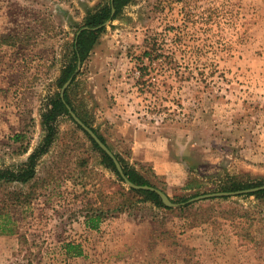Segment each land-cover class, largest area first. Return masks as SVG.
<instances>
[{
  "label": "rangeland",
  "instance_id": "obj_1",
  "mask_svg": "<svg viewBox=\"0 0 264 264\" xmlns=\"http://www.w3.org/2000/svg\"><path fill=\"white\" fill-rule=\"evenodd\" d=\"M101 1L0 0V169L22 166L40 143L73 38ZM76 75L65 92L78 116L169 199L229 179L264 183V0H132ZM56 127L35 199L10 210L0 264H264L263 201L111 213L115 176L70 116ZM91 211L106 215L98 230L85 225Z\"/></svg>",
  "mask_w": 264,
  "mask_h": 264
},
{
  "label": "trees",
  "instance_id": "obj_2",
  "mask_svg": "<svg viewBox=\"0 0 264 264\" xmlns=\"http://www.w3.org/2000/svg\"><path fill=\"white\" fill-rule=\"evenodd\" d=\"M130 2H132V0H113V8L115 10V13L114 16L111 18L110 12L112 6L110 0H102L96 7L86 12L85 17L83 19L82 27L95 28L97 26L103 25L109 20L115 19L121 13L123 7ZM103 30L104 27L94 31H83L76 38L74 36L71 45L70 56L68 57L67 63L62 67L59 78L57 80L58 88H61L63 84L67 81V79L74 74L78 61L83 63L89 57L90 53L97 45L99 37ZM6 42L7 41H3V43ZM76 77L77 75H75V77L73 78V83L75 82ZM66 105H68L71 110L78 116L66 92L64 93L63 100L59 97V94L51 98L40 115V123L43 130V137L40 143L29 154L26 162L22 166L16 169H0V191L2 194V201L0 203V235H11L15 232L13 229L14 223L10 216V210L23 207L28 208L32 200L35 199L34 189L35 186L38 184V181L36 179V168L41 157H43L49 152L51 146L56 140L57 120L62 116H69L66 109ZM78 117L85 125L88 126L86 121H84L80 116ZM77 128L84 133V135L90 142L92 148L99 154L100 164H102L115 176V180H106L110 194H117L115 206L109 209L111 213L126 212L133 205L147 201L154 204V206L164 209L166 211L174 210L172 208L165 207L162 204L158 195L154 192L147 190L128 189L127 187H125L123 180L119 177V174L115 169L113 161L97 146V144L87 135V133H85L79 126H77ZM90 129L97 135L100 141L106 145L104 139L99 134H97L95 130H93L92 128ZM23 138L24 135L21 133L16 134L14 136V140L16 142L21 141ZM114 156L121 165L125 176L130 182L138 186L154 187L144 175L126 165V163H124V161L117 154H114ZM85 161L87 160L83 159V161H80L79 166L82 167V164H84ZM10 184L20 185L22 187H25L26 189H10L8 186ZM262 185H264V183H243L234 179H229L225 183L218 185L216 189L209 192H235L260 187ZM251 196L256 200L264 202V189L254 193L238 195L237 197ZM227 199H229V197L211 198L208 201H224ZM188 200V197H180L176 200L171 199L173 203L180 205L184 204L176 209L178 211H184L185 209H188L189 207L195 204L186 203ZM104 218H106V215L104 217V212L91 211L90 213L85 214V225L90 230H98L99 225L101 222H103ZM73 253H75L76 255H80V252L76 247H73V245L71 244L65 245V254L69 255Z\"/></svg>",
  "mask_w": 264,
  "mask_h": 264
},
{
  "label": "water",
  "instance_id": "obj_3",
  "mask_svg": "<svg viewBox=\"0 0 264 264\" xmlns=\"http://www.w3.org/2000/svg\"><path fill=\"white\" fill-rule=\"evenodd\" d=\"M110 3L112 6L111 12H110V17L112 18L114 16V13H115V10L113 8V0H110ZM109 21H107L103 25L97 26L95 28L82 27L76 32L75 38L77 36H79V34L83 31H89V30L94 31V30H98L102 27H105ZM80 65H81V62L78 61L74 74L71 75L67 79V81L63 84V86L61 87L59 97L62 100L64 99L65 90L70 85L72 79L75 77L77 70L80 67ZM66 109H67L68 115L71 117L73 122L77 126H79L85 133H87V135L97 144V146L113 161V164L115 166L116 171L119 174V177L123 180L124 186H126L128 189L147 190V191L154 192L155 194L158 195L162 204L168 208L174 209V208H177L181 205H184V204L180 205V204L173 203L163 191H161L157 188L150 187V186H138V185H135L132 182H130L127 179V177L125 176L121 165L119 164V162L115 158L114 154L110 151V149L104 143H102L100 141V139L97 137V135L77 117V115L71 110V108L68 105H66ZM263 189H264V185H262L260 187H255V188H251V189H247V190H241V191H235V192H217V193L202 194V195H199V196H196V197L189 199L186 203L199 202V201H204V200H208L211 198H219V197H235V196L242 195V194L254 193V192H257V191L263 190Z\"/></svg>",
  "mask_w": 264,
  "mask_h": 264
},
{
  "label": "crops",
  "instance_id": "obj_4",
  "mask_svg": "<svg viewBox=\"0 0 264 264\" xmlns=\"http://www.w3.org/2000/svg\"><path fill=\"white\" fill-rule=\"evenodd\" d=\"M157 166H158V165H156V164L154 165V167H157ZM98 229H99V228H98Z\"/></svg>",
  "mask_w": 264,
  "mask_h": 264
}]
</instances>
